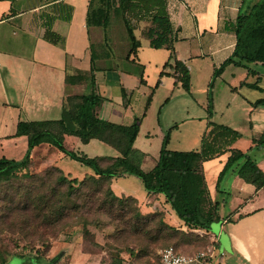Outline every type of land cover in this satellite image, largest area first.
Segmentation results:
<instances>
[{"label":"crops","instance_id":"1","mask_svg":"<svg viewBox=\"0 0 264 264\" xmlns=\"http://www.w3.org/2000/svg\"><path fill=\"white\" fill-rule=\"evenodd\" d=\"M256 1L166 0V5L173 28L175 57L189 71V92L192 90V68L196 66L209 76L205 94L208 93V99L211 97V104L202 105L211 109L208 123L222 124L238 131L241 137L230 148L246 152L252 147L248 155L264 172V146L255 147L253 143L254 138L264 134V105L253 104L264 96L250 98L242 91V88L251 91L264 89L260 84L264 73L252 66L264 63L229 64L219 75L213 76L234 50L236 37L233 24L239 10L244 3ZM89 3L90 0H0V99L11 112L9 122L13 128L10 134L4 136L13 137L18 121L60 119L67 95L90 92L91 56L97 51L93 62L96 68L95 87L105 98L97 111L98 116L123 125L131 124L135 117H142L133 146L144 153L141 168L149 171L155 166L159 151L152 156L143 146L153 139L159 140L162 145L165 133L156 127H147V110L161 89L177 93L179 87L183 88L180 83L175 84L172 69L164 67L167 61L173 64L171 51L164 46L156 51L166 49L165 56L153 54L146 58L148 63L155 62L156 66H160L158 79L153 85H148L146 70L141 69L144 63L140 59V50L144 45L136 33L145 35L150 22L133 21V33L140 46L136 57L131 55L127 58L131 41L122 14L113 11L114 21L111 20L105 42L100 28L86 24ZM47 31L54 32L60 39L48 40L45 37ZM160 72L164 74L160 75ZM223 86L228 89L226 93L222 92ZM139 90L143 96L147 95L146 100L151 94V100L146 109L145 101L144 109L135 113L131 108ZM170 100L167 95L159 112ZM175 126L170 127V133ZM69 138L76 145L77 141L82 143L75 136L65 135L64 144ZM15 139L27 143L24 136ZM93 140L97 139H91L84 145ZM200 145L194 150H198ZM230 154L226 151L202 164L207 188L212 200L217 203L219 215L208 231L199 230L209 236L210 246L216 253V257L205 264H264V186L257 189L238 175L237 169L244 158L235 162L219 179ZM118 155L115 150L111 154L92 156ZM149 155L152 165L145 170L143 167ZM86 173L93 172L90 169L84 175ZM111 187L113 189L112 183ZM115 194L137 199L143 213L163 211L169 224L186 229L162 194L145 192L140 199L131 193ZM87 264L97 262L93 259Z\"/></svg>","mask_w":264,"mask_h":264},{"label":"trees","instance_id":"2","mask_svg":"<svg viewBox=\"0 0 264 264\" xmlns=\"http://www.w3.org/2000/svg\"><path fill=\"white\" fill-rule=\"evenodd\" d=\"M115 10L122 14L130 37L131 47L127 58L131 55L136 57L140 46V41L133 33V21H149L150 26L145 30V35L149 38L150 46L155 49L164 46L170 49L173 64L167 61L164 67L169 66L172 69L175 84L180 83L183 89L189 91V71L180 60L176 59L172 47L173 28L166 0H90L86 24L89 27L100 28L105 42L108 38L107 30L112 13ZM233 28L236 37L234 50L231 56L214 71L213 76L219 75L229 64L264 63V0L244 3ZM45 37L51 41L60 39L52 31H47ZM96 53L97 51L91 56V91L67 95L63 100L60 119L18 121L16 124L13 137L24 136L27 147L22 157L18 159L0 157V183L23 177L28 184L21 186L19 183L18 186H14L11 182L4 189H0L1 207L3 205L6 207L11 201H18L15 205L7 206L5 212H0V234L7 232L16 233L20 238L23 236L27 240L22 248L34 249L30 244L35 237L37 238L38 228L54 225L67 217L82 219L84 213L91 211L86 204L78 203L85 198V200L101 202V206L99 205L96 211L105 213L117 222L118 235L129 234L137 241L145 239L154 244L165 243L170 238L185 235L183 230L165 220L163 211L143 213L137 199L132 196L116 195L111 187L112 180L125 175L138 177L147 193L162 194L165 202L170 205L187 230L208 231L211 223L218 220L219 215L217 203L209 194L202 164L226 151H230L231 154L218 176L219 179L235 162L244 158V162L237 169L238 175L255 185L257 189L264 186L263 170L248 155L252 147L246 152L230 148L241 134L228 126L214 122L208 123L198 150L182 151L167 148L170 139V130H168L164 135L155 166L149 171H144L141 168L144 153L133 146L142 117H135L131 124L123 125L98 116L97 111L105 98L95 87L96 68L93 62ZM163 74L164 72H160V75ZM122 93L125 94L124 90ZM150 100L151 94L146 100L145 109ZM253 105H264V98L256 100ZM65 135L75 136L83 144L91 139H97L113 147L119 155L90 157L85 153L75 152L65 146ZM43 143L57 148L70 159L89 167L93 173H86L78 179L66 174L49 161L46 163L54 166L44 171L42 175L28 172L32 165V150ZM253 143L255 147L264 146V134L254 138ZM21 171L23 174H18ZM53 174H55V183L45 191L46 182ZM44 176L47 179H44ZM37 180L38 185L32 187ZM13 188L15 193L11 197L10 191ZM21 188H23L22 193ZM85 223L84 221V234H89ZM20 238L15 237L12 240L15 248L19 247ZM120 249L121 251L115 255L117 257L109 264H124L127 261L148 258L155 253L147 246L124 245ZM174 250L179 252L176 248ZM4 253L8 254L9 250H5ZM120 253L124 255L120 256ZM0 256L2 257L3 254L0 253ZM5 261L6 259L2 257L1 264Z\"/></svg>","mask_w":264,"mask_h":264},{"label":"rangeland","instance_id":"3","mask_svg":"<svg viewBox=\"0 0 264 264\" xmlns=\"http://www.w3.org/2000/svg\"><path fill=\"white\" fill-rule=\"evenodd\" d=\"M111 20L114 21L113 18H111ZM136 34L144 45L140 50V59L141 62L144 63L141 64V69L144 70L145 68L146 70V78L148 79L147 84L153 85L158 79L157 73L160 66H156L155 62L148 63L146 58L153 54H164L165 56L167 50L159 49L156 51V49L149 46L148 38L145 35L140 32ZM252 66L259 70V72L264 73V65ZM208 77L205 71L200 72L195 66L192 68V90L190 92L179 87L177 93H175L174 90L171 92V90L165 91L161 89L156 94L152 106L147 110L148 118L146 119V124L147 127H156V129L160 130L163 134L166 133L170 127L176 125L171 130L167 148L188 151L194 150L200 145L201 135L204 134L203 131L208 127V119L211 113V109L209 108L208 110L207 105L206 107L202 106L203 103L211 104V100L208 99V93L205 94L207 91L206 87H209L206 84V79H208ZM260 84L264 87V78ZM227 91V87L223 86L222 92L226 93ZM242 91L250 98L260 95L264 96V89L261 91H251L242 88ZM167 95L171 97V100L168 104L163 105V108L159 112V108ZM146 96H143L140 90L136 93L135 101L131 108L135 113L141 112L144 109ZM3 102L4 100L0 99V157L6 156L18 159L24 154L27 143L23 140L19 141L15 139V137L4 136L10 134L13 128L12 123L9 122L12 116L10 114L11 112H8L7 106L2 105ZM77 142L76 145V143L74 144L72 139L69 138L65 144L69 149L75 152L85 153L90 157H92V155L111 154L115 151L114 148L99 140H93L88 145H84L79 141ZM143 147H145L152 156H156L161 147V143L159 140L153 139L149 141V143L146 142ZM150 158L152 159L149 155L146 159L143 167L145 170L150 169L152 165V160ZM31 159L32 165L27 171L37 175H42L44 171L54 166L49 165L51 163L63 169L66 174L69 173L71 177H76L78 179L83 177L85 171H90L89 167L70 159L57 148L47 143L37 146L36 151L31 155ZM47 161L51 163H46ZM22 172L23 171L18 174L21 175L23 174ZM54 176L55 174L46 182L45 191L55 183ZM44 179H47V177L44 176ZM11 182L14 186H18L19 183L21 186L28 184L25 178L17 177L9 181H2L0 183V189H4L5 186ZM37 183L38 180L32 187L38 185ZM112 184L117 194L131 193L140 199L146 192L141 180L134 175L117 177L113 180ZM22 191L23 188H21V193ZM10 193H12V197L15 193L14 188ZM17 203L18 201H11L5 204L7 206H12ZM78 203L86 204L91 211L84 213L82 219L67 217L54 225L38 228L36 233L37 238L33 236L35 239L33 243L30 244L34 249H30L29 247L22 248L27 240L23 238V236L20 238L16 233L9 234L7 232L0 234V253H2V257L6 259L4 264H87L93 259L97 264H109L112 259L117 257L115 255L121 251L120 248L124 245H131L133 247L147 246L149 249L152 248L155 252L154 255H149L148 258L127 261L124 264L128 262L135 264H159L160 253L167 247H174L183 254H196L197 252L206 250L207 247L211 245L209 236L199 230L190 232L187 229H181L185 232V235H180L177 238H170L168 242L160 244L150 243L145 241V239L137 241L135 240L136 238L129 234L121 236V234L118 235L116 231L117 222L108 217L105 213L98 210L96 211L101 204L99 200H85L84 198V200H79ZM3 206L1 207L0 205V212L6 211L7 206ZM84 221L86 222V228L90 232L89 234H84ZM15 237L20 238L18 248H15L13 245L14 241L12 242ZM5 250H9V253H4ZM136 250H138V248H136ZM79 255L83 256V258ZM122 255H124V253H120V256ZM2 257L0 256V264Z\"/></svg>","mask_w":264,"mask_h":264},{"label":"built area","instance_id":"4","mask_svg":"<svg viewBox=\"0 0 264 264\" xmlns=\"http://www.w3.org/2000/svg\"><path fill=\"white\" fill-rule=\"evenodd\" d=\"M215 257V249L212 246L196 254H183L175 251L173 247H167L160 253L159 264H205L212 261Z\"/></svg>","mask_w":264,"mask_h":264}]
</instances>
